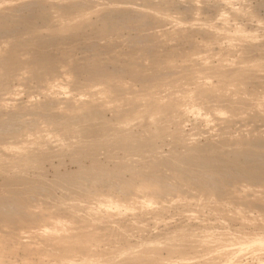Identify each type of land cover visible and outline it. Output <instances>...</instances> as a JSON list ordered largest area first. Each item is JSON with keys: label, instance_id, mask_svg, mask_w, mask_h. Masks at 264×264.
Instances as JSON below:
<instances>
[{"label": "rangeland", "instance_id": "374dc122", "mask_svg": "<svg viewBox=\"0 0 264 264\" xmlns=\"http://www.w3.org/2000/svg\"><path fill=\"white\" fill-rule=\"evenodd\" d=\"M2 1L0 127L13 123L0 130V211L9 208L0 213V264H264V249L229 245L264 239V0ZM75 1L83 6L74 16ZM16 36L32 42L15 44ZM13 48L15 61L2 63ZM43 53L54 61L36 67L32 58ZM56 115L67 131L49 123ZM95 122L98 136H88ZM207 158L208 172L199 165ZM78 177L86 182L74 189ZM54 223L57 236L48 232Z\"/></svg>", "mask_w": 264, "mask_h": 264}, {"label": "bare ground", "instance_id": "6f19581e", "mask_svg": "<svg viewBox=\"0 0 264 264\" xmlns=\"http://www.w3.org/2000/svg\"><path fill=\"white\" fill-rule=\"evenodd\" d=\"M1 1H2V0H1ZM12 1H13V0H12ZM17 1H18V0H17ZM20 1H21V0H20ZM23 1H25V0H23ZM29 1H30V0H29ZM29 1H27V2H29ZM79 1H80V0H79ZM88 1H89V0H88ZM128 1H129V0H128ZM147 1H148V0H147ZM147 1H146V4H147ZM2 2H3V1H2ZM2 2H1V3H2ZM4 2H5V0H4ZM10 2H11V0H10ZM27 2H26V4H27ZM67 2H68V1H67ZM70 2H72V1H70ZM75 2H76V1H75ZM81 2H82V1H81ZM119 2H120V1H119ZM153 2H154V1H153ZM5 3H6V2H5ZM92 3H93V2H92ZM94 3H95V2H94ZM126 3H127V2H126ZM151 3H152V0H151ZM154 3H155V2H154ZM6 4H7V3H6ZM10 4H11V3H10ZM10 4H9V5H10ZM21 4H24V3L22 2ZM30 4H31V1H30ZM49 4H50V3H49ZM58 4H59V3H58ZM70 4H71V3H70ZM70 4H69V6H70L71 8H73V9H71V8L68 9V8H67L69 11L72 10V11L69 13L70 15H72V14L74 15V13L79 12V11L81 10V9H80V10L77 9V8L81 5L80 3H77V2H76V3H72V6H71ZM88 4H89V3H88ZM119 4H120V3H119ZM123 4H124V3H123ZM143 4H144V3H143ZM149 4H150V3H149ZM13 5H14V4H13ZM59 5H60V4H59ZM62 5H63V4H62ZM64 5H65V4H64ZM64 5H63V6H64ZM150 5H151V4H150ZM152 5H153L152 8L154 9V4H152ZM155 5H156V4H155ZM159 5H160V4H159ZM23 6H25V5H23ZM81 6H83V5H81ZM8 7H9V6H8ZM11 7H12V6H11ZM56 7H57V6H56ZM59 7H60V6H59ZM85 7H86V6H85ZM88 7H89V6H88ZM144 7H146V6L144 5ZM150 7H151V6H150ZM52 8H54V7H52ZM63 8H64V7H62V9H63ZM65 8H66V7H65ZM86 8H87V7H86ZM86 8H84V9H86ZM97 8H98V7H97ZM97 8H96V10H97ZM99 8H100V6H99ZM118 8H119V7H118ZM155 8H156V6H155ZM158 8H159V7H158ZM54 9H55V8H54ZM67 9H65L64 12H66ZM70 9H71V10H70ZM82 9H83V8H82ZM89 9H90V7H89ZM120 9H121V8H119L118 10H120ZM153 9H152V11H155V10H153ZM78 10H79V11H78ZM93 10H94V9H93ZM102 10H103V9H102ZM134 10H135V9H134ZM149 10H150V9H149ZM156 10H157V9H156ZM161 10H162V9H161ZM69 11H67V12H69ZM121 11H122V10H121ZM139 11H140V10H139ZM28 12H29V11H28ZM44 12H45V11H44ZM46 12H47V11H46ZM49 12H50V11H49ZM51 12H52V11H51ZM62 12H63V11H62ZM67 12H66V13H67ZM141 12H142V11H141ZM163 12H164V11H163ZM5 13H6V12H5ZM11 13H12V12H11ZM11 13H10V14H11ZM59 13H60V12H59ZM85 13H86V12H85ZM121 13H122V12H121ZM121 13H120V14H121ZM138 13H139V12H138ZM160 13H161V12H160ZM3 14H4V13H3ZM6 14H7V13H6ZM6 14H4V15L7 17ZM16 14H17V13H16ZM60 14H61V13H60ZM69 14H68V15H69ZM77 14L80 15V13H77ZM77 14H75V15H77ZM103 14H104V13H102V15H103ZM129 14H130V13H129ZM1 15H2V14H1ZM1 15H0V16H1ZM61 15H62V14H61ZM63 15H64V13H63ZM65 15H66V14H65ZM75 15H74V16H75ZM132 15H133V14H132ZM148 15H150V14H148ZM148 15H147V16H148ZM152 15H153V14H152ZM166 15H167V14H166ZM8 16H11V15H8ZM28 16L31 17V15H28ZM28 16H25L26 18H22V19H25V20H23V21H22L21 18H20V19L18 18L19 20L22 21V24H23V22H24V24H23L24 26H25V23H26V26L29 25V26L27 27V29H29L30 26H31V27H34L33 25L29 24V23H30V19H31L32 17L29 19V18H27ZM45 16L48 17L46 14H45ZM55 16H57V15H55ZM74 16H73V17H74ZM100 16H101V15H100ZM103 16H104V15H103ZM116 16H117V15H116ZM118 16H119V15H118ZM118 16H117V19H118ZM122 16H123V15H122ZM122 16H119V17H122ZM145 16H146V14H145ZM155 16H156V15H155ZM163 16H164V15H163ZM6 17H5V18H6ZM23 17H24V16H23ZM52 17H53V15H52ZM59 17H60V16H59ZM62 17H63V16H62ZM66 17H67V16H66ZM68 17H69V16H68ZM70 17H71V16H70ZM82 17H83V16H82ZM148 17H149V16H148ZM151 17H152V16H151ZM1 18H2V16H1ZM3 18H4V17H3ZM43 18H44V15H43ZM84 18H85V17H84ZM84 18H82V19H84ZM98 18H99V16H98ZM107 18H108V17H107ZM123 18H124V17H123ZM129 18H130V17H129ZM13 19H14V18H13ZM58 19H59V18H58ZM67 19H68V18H67ZM72 19H73V18H72ZM82 19H81V21H82ZM86 19H87V18H86ZM110 19H112V17H111ZM114 19H115V18H114ZM119 19H120V18H119ZM119 19H118V20H119ZM126 19H127V18H126ZM143 19H144V17H143ZM146 19H147V18H146ZM15 20H16V19H15ZM54 20H56V19H54ZM106 20H107V19H106ZM108 20H109V19H108ZM123 20H124V19H123ZM135 20H137V19H135ZM152 20H153V18H152ZM152 20H151V21H152ZM28 21H29V23H27ZM61 21H63V20H61ZM116 21H117V20H116ZM155 21H157V19H156ZM155 21H154V22H155ZM4 22H5V21H4ZM45 22H46V21H45ZM63 22H64V21H63ZM109 22H110V21H109ZM113 22H114V21H113ZM152 22H153V21H152ZM82 23H83V22H82ZM84 23L86 24V22H84ZM123 23H124V22H123ZM128 23H129V22H128ZM130 23H131V22H130ZM142 23H143V22H142ZM158 23H159V22H158ZM5 24H6V23H5ZM20 24H21V22H20ZM27 24H28V25H27ZM32 24H33V23H32ZM51 24H52V23H51ZM55 24H56V23H55ZM107 24H108V23H107ZM149 24H150V23H149ZM154 24H155V23H154ZM3 25H4V24H3ZM13 25H14V24H13ZM16 25H17V24H16ZM62 25H63V24H62ZM116 25H117V24H116ZM132 25H133V24H132ZM6 26H8V25H6ZM51 26H52V25H51ZM65 26H66V25H65ZM80 26H81V25H80ZM127 26H128V25H127ZM148 26H149V25H148ZM0 27H1V26H0ZM31 27H30V28H31ZM39 27H40V26H39ZM53 27H54V26H53ZM62 27H63V26H62ZM68 27H69V26H68ZM72 27H73V29H74V24L72 25ZM83 27H84V26H83ZM106 27H107V26H106ZM111 27H112V25H111ZM6 28H7V27H6ZM25 28H26V27H25ZM48 28H49V27H48ZM60 28H61V27H60ZM63 28H64V27H63ZM66 28H67V27H66ZM116 28H117V26H116ZM2 29L4 30V28H2ZM9 29H10V28H9ZM13 29H14V28H13ZM34 29H36V28H34ZM38 29H39V28H38ZM58 29H59V28H58ZM70 29H71V28H70ZM76 29H77V27H76ZM108 29H109V27H108ZM113 29H114V28H113ZM117 29H118V28H117ZM7 30H8V29H7ZM14 30H15V29H14ZM31 30H33V29H30V30H28V31H31ZM54 30H55V29H54ZM56 30H57V29H56ZM68 30H69V29H68ZM74 30H75V29H74ZM77 30L79 31V29H77ZM77 30H76V32H78ZM82 30H83V29H82ZM219 30H220V29H219ZM9 31H10V30H9ZM33 31H34V30H33ZM59 31H60V30H59ZM99 31H100V30H99ZM99 31H98V32H99ZM113 31H114V30H113ZM210 31H211V30H210ZM69 32H70V31H69ZM98 32H97V33H98ZM108 32H109V31H108ZM223 32H224V31H223ZM246 32H247V31H246ZM6 33H7V32H6ZM13 33H14V32H13ZM13 33H12V34H13ZM24 33H25V32H24ZM34 33H35V32H34ZM36 33H37V32H36ZM73 33H75V32H73ZM207 33H208V32H207ZM237 33H239V32H237ZM7 34H8V33H7ZM55 34H57V32H55ZM59 34H60V33H59ZM66 34H68V33H66ZM69 34H70V33H69ZM222 34H223V33H222ZM249 34H250V33H249ZM16 35H19V34H16ZM38 35H39V34H38ZM57 35H58V34H57ZM218 35H220V34H218ZM13 36H15V35H13ZM24 36H25V35H24ZM61 36H62V35H61ZM79 36H80V35H79ZM81 36H82V35H81ZM223 36H224V35H223ZM244 36H245V35H244ZM252 36H253V35H252ZM3 37H4V36H3ZM5 37H6V36H5ZM9 37H10V36H9ZM18 37H19V36H16V37H15L16 39L14 38L15 41H16L15 44H16V43H19V44L21 43V44H22L24 41L26 42V40L32 42V39H30V40H28L27 38L24 39L23 36H22L23 39H19V38H21V37H19V38H18ZM35 37H36V36H35ZM247 37H249V36H247ZM247 37H245V38H247ZM29 38H30V37H29ZM36 38H37V37H36ZM74 38H75V37H74ZM147 38H149V37H147ZM150 38H151V37H150ZM33 39H34V38H33ZM20 40H21V41H20ZM22 40H24V41H22ZM44 40H45V39H44ZM44 40H41V41L43 42ZM88 40H89V39H88ZM154 40H156V39H154ZM2 41H3V40H2ZM11 41H12V40H11ZM45 41H46V40H45ZM246 41H247V40H246ZM13 42H14V41H13ZM42 42H41V44H43ZM50 42H51V41H49V43H50ZM71 42H72V40H71ZM144 42H145V41H144ZM10 43H11V42H10ZM39 43H40V41H39ZM55 43H56V42H55ZM64 43H65V42H64ZM69 43H70V42H69ZM142 43H143V42H142ZM7 44H8V43H7ZM21 44H20V45H21ZM144 44H145V43H144ZM39 45H40V44H39ZM133 45H134V44H133ZM152 45H153V44H152ZM0 46H1V45H0ZM7 46H8V45H7ZM13 46H14V45H13ZM18 46H19V45H18ZM22 46H23V45H22ZM44 46H45V45H44ZM149 46H150V45H149ZM149 46H148V47H149ZM157 46H158V45H157ZM157 46H156V48H158ZM16 47H17V46H16ZM5 48H6V46H5ZM9 48H10V47H9ZM63 48H64V47H63ZM134 48H135V47H134ZM153 48H154V47H153ZM205 48H206V47H205ZM68 49H69V48H68ZM150 49H151V48H150ZM154 49H155V48H154ZM154 49H153V51H154ZM9 50H10V49H9ZM15 50H16V49H15ZM44 50H45V49H44ZM62 50H63V49H62ZM130 50H132V49H130ZM140 50H142V49H140ZM144 50H145V49H144ZM5 51H6V50H5ZM39 51H40V50H39ZM41 51H42V50H41ZM63 51H64V50H63ZM66 51H67V49H66ZM70 51H71V50H70ZM91 51H92V50H91ZM147 51H149V50H147ZM155 51L157 52V50H155ZM158 51H159V50H158ZM7 52H8V50H7ZM9 52H10V54H8ZM9 52L7 53V55H9V56L6 57L4 61H3V60L1 61L2 63L5 62L6 65H7L8 63H10L11 61L14 60L15 53H17V51L14 52V48H13V50H10ZM36 52H37V51H36ZM59 52H60V51H59ZM132 52H133V51H132ZM142 52H143V51H142ZM151 52H152V50H151ZM227 52H228V51H227ZM38 53H39V52H38ZM68 53H69V52H68ZM159 53H161V51H160ZM249 53H250V52H249ZM48 54H49V53H48ZM59 54H60V53H59ZM129 54H130V53H129ZM132 54H133V53H132ZM157 54H158V53H157ZM157 54H156V55H157ZM161 54H162V53H161ZM161 54H160V55H161ZM169 54H170V53H169ZM7 55H5V56H7ZM43 55H44V53H43ZM45 55H47V54H45ZM45 55L42 56V54H41V55L38 54V56H36V57L34 56V58H32V64H33V65L35 64L36 67H39L40 65H41V67H42L44 64H46V65L49 66V65L51 64L50 61H52L53 58H52V60H51V57H49L48 55H47V56H45ZM51 55H52V54H51ZM130 55H131V54H130ZM153 55H155L154 52H153ZM153 55L150 54V56H153ZM156 55H155V57H156ZM165 55L168 56L167 53H166ZM247 55H248V54H247ZM94 56H95V54H94ZM143 56H144V55H143ZM31 57H32V56H31ZM55 57H56V56H55ZM55 57H54V58H55ZM133 57H134V56H133ZM163 57H164V56H163ZM15 58H16V57H15ZM67 58H68V57H67ZM73 58H74V57H73ZM142 58H143V57H142ZM146 58H147V57H146ZM160 58H161V57H160ZM226 58H227V57H226ZM3 59H4V58H3ZM58 59H59V58H58ZM69 59H70V58H69ZM83 59H84V58H83ZM91 59H92V58H91ZM91 59H90V60H91ZM102 59H103V58H102ZM114 59H115V57H114ZM116 59H117V58H116ZM139 59H140V58H139ZM139 59H138V60H139ZM157 59H158V58H157ZM62 60H63V59H62ZM71 60H72V59H71ZM75 60H76V59H75ZM150 60H151V59H150ZM160 60H164V58H163V59H160ZM166 60H167V59H166ZM166 60H165V61H166ZM170 60L172 61V59H170ZM14 61H15V60H14ZM53 61H54V60H53ZM76 61H77V60H76ZM87 61H88V60H87ZM95 61H96V58H95ZM100 61H102V60L100 59ZM113 61H114V60H113ZM154 61H155V60H154ZM157 61H158V60H157ZM157 61H155V62H157ZM168 61H169V60H168ZM46 62H47V63H46ZM49 62H50V63H49ZM72 62H73V64H72L73 66H72V65H71V66H72V69H74V68H75V67H74V64H75L76 62H75V61H72ZM74 62H75V63H74ZM152 62H153V60H152ZM2 63H1V65H2ZM13 63H14V62H13ZM29 63H30V62H29ZM55 63H56V62H55ZM58 63H59V62H58ZM92 63H95V62H92ZM159 63H161V61H160ZM64 64H65V63H64ZM79 64H80V63H79ZM85 64H86V63H85ZM90 64H91V63H90ZM99 64H100V63H99ZM104 64H105V63H104ZM104 64H103V65H104ZM126 64H127V63H126ZM153 64H154V63H153ZM4 65H5V64H3V67H4V69H5V66H4ZM11 65H12V64H11ZM11 65H9V66H11ZM93 65H94V64H93ZM13 66H14V65H13ZM13 66H12V67H13ZM54 66H55V65H54ZM59 66H61V65H59ZM59 66H58V67L56 66V68L59 69ZM75 66H76V65H75ZM82 66H83V65H82ZM87 66H88V65H87ZM107 66H108V65H107ZM129 66H130V65H129ZM36 67H35V68H36ZM73 67H74V68H73ZM78 67H79V65H78ZM78 67H76L75 69H77ZM102 67H103V66H102ZM120 67H122V66H120ZM56 68H54V69H56ZM82 68H83V67H82ZM92 68H93V67H92ZM99 68H101V67H99ZM104 68H105V67H104ZM36 69H37V68H36ZM70 69H71V68H70ZM75 69H74V70H75ZM90 69H91V67H90ZM102 69H103V68H102ZM115 69H116V68H115ZM125 69H127V65H126V68H125ZM125 69H124V67H123V70H125ZM1 70H2V68H1ZM6 70H7V69H6ZM11 70H12V69H11ZM34 70H35V69H34ZM100 70H101V69H100ZM103 70H104V69H103ZM123 70H122V71H123ZM132 70H133V69H132ZM231 70H233V69H231ZM54 71H55V70H54ZM59 71H60V70H59ZM96 71H97V70H96ZM98 71H99V70H98ZM119 71H121V70H119ZM133 71H134V70H133ZM203 71H204V70H203ZM220 71H222V70H220ZM223 71H224V70H223ZM0 72H1V71H0ZM4 72H5V71H4ZM7 72H8V71H7ZM41 72H42V71H41ZM55 72H56V71H55ZM71 72H72V71H71ZM104 72H105V71H104ZM124 72H125V71H124ZM207 72H208V71H207ZM50 73H52V72H50ZM91 73H92V72H91ZM150 73H151V72H150ZM208 73H209V72H208ZM224 73H225V71H224ZM11 74H12V73H11ZM35 74H36V73H35ZM54 74H56V73H54ZM105 74H107V73H103V75H105ZM199 74H200V73H199ZM8 75H9V74H8ZM99 75L101 76L102 74H99ZM145 75H146V74H145ZM205 75H206V74H205ZM6 76H7V75H6ZM35 76H36V75H35ZM53 76H54V75H53ZM92 76H93V74H92ZM97 76H98V75H97ZM97 76H96V77H97ZM203 76H204V75H203ZM206 76H207V75H206ZM221 76H222V75H221ZM3 77H4V76H3ZM51 77H52V76H51ZM111 77H112V75H111ZM207 77H208V76H207ZM207 77H206V78H207ZM209 77H210V76H209ZM218 77H219V76H218ZM223 77H224V76H223ZM53 78H54V77H53ZM93 78H94V76H93ZM147 78H148V82H150V81H149V80H150L149 77H147ZM147 78H146V80H147ZM7 79H8V78H7ZM48 79H49V78H48ZM219 79H220V78H219ZM221 79H222V78H221ZM225 79H226V78H225ZM12 80H13V79H12ZM228 80H229V79H228ZM107 81H108V80H107ZM111 81H112V80H111ZM220 82H221V81H220ZM224 82H225V81H224ZM224 82H223V83H224ZM227 82H228V81H227ZM2 83H3V82H2ZM146 83H147V82H146ZM146 83H145V84H146ZM211 83H212V82H211ZM101 84H102V83H101ZM152 84H153V83H152ZM221 84H222V83H221ZM225 84H226V83H225ZM225 84H224V85H225ZM235 84H237V83H235ZM147 85H148V84H147ZM188 85H189V84H188ZM190 85H191V84H190ZM106 86H107V85H106ZM110 86H111V84H110ZM193 86H194V85H193ZM107 87H108V86H107ZM142 87H143V86H142ZM196 87H197V86H196ZM4 88H5V87H4ZM103 88H105V86H104ZM197 88H199V87H197ZM0 89H1V88H0ZM199 89H201V87H200ZM202 89H203V88H202ZM202 89H201V91H202ZM3 90H4V89H3ZM143 91H144V90H143ZM179 91H180V90H179ZM188 91H189V90H188ZM204 91H205V90H204ZM204 91H202V92H204ZM95 92H96V91H95ZM100 92H101V91H100ZM102 92H103V91H102ZM177 92H178V91H177ZM195 92L197 93V91H195ZM202 92H201V94H202ZM179 93H180V92H179ZM189 93H190V92H189ZM196 93H195V94H196ZM207 94H208V92H207ZM135 95H136V94H135ZM181 95H182V94H181ZM181 95H180V96H181ZM188 95H189V94H188ZM203 95H204V94H203ZM139 96H140V95H139ZM151 97H152V96H151ZM184 97H185V96H184ZM191 97H192V96H191ZM179 98H180V97H179ZM220 98H221V96H220ZM154 99H155V98H154ZM223 99H224V98H223ZM150 100H151V98H150ZM159 100H160V99H159ZM191 101H192V100H191ZM2 103H3V102H2ZM152 103H154V102H152ZM48 104H49V103H48ZM48 104H47V105H48ZM191 104H192V103H191ZM195 104H196V103H195ZM57 105H58V104H57ZM81 105H82V103H81ZM94 105H95V104H94ZM146 105H147V104H146ZM180 105H181V104H180ZM192 105H193V104H192ZM44 106H45V105H44ZM215 106H216V105H215ZM17 107H18V106H17ZM154 107H155V106H154ZM193 107H194V106H193ZM43 108H44V107H43ZM43 108H42V109H43ZM45 108H46V106H45ZM45 108H44V109H45ZM90 108H91V107H90ZM99 108H100V107H99ZM152 108H153V107H152ZM216 108L219 109V107H216ZM44 109H43V110H44ZM50 109H51V108H50ZM69 109H70V108H69ZM211 109H212V108H211ZM24 110H25V109H24ZM24 110H23V111H24ZM86 110H87V109H85V111H86ZM88 110H90V109H88ZM96 110H98V109L96 108ZM220 110H221V109H220ZM16 111H17V110H16ZM40 111H41V109H40L39 111L36 110L35 113H36V112H37V113L39 112V114H40L41 112L43 113V111H41V112H40ZM128 111H129V110H128ZM130 111H131V110H130ZM147 111H148V110H147ZM9 112H10V111H9ZM49 112H50V111H49ZM83 112H84V111H83ZM88 112H89V111H88ZM91 112H93V110H90V113H91ZM7 113H8V112H7ZM12 113H13V114L9 113V115H7V116H10V114H11V116H12L11 118H12V119L14 118L13 116H15V114H17L16 117L18 116V113H17V112H15V113L12 112ZM20 113H22V112H20ZM20 113H19V115H20ZM33 113H34V112H33ZM42 113H41V114H42ZM44 113H45V112H44ZM46 113H48V110L46 111ZM46 113H45V114H46ZM51 113H52V112H51ZM51 113H49V114H51ZM55 113H56V112H55ZM85 113H86V112H85ZM85 113H82V115L84 114L83 117L86 115ZM90 113H88V114H90ZM94 113H95V111H94ZM94 113H92V114H94ZM45 114H44V115H45ZM49 114H48V115H49ZM92 114H91V115H92ZM128 114H130V113H128ZM52 115H54V113L51 114L50 117H54V116H52ZM74 115H75V114H73V116H74ZM77 115H78V114H77ZM91 115H90V117L94 116V115H92V116H91ZM151 115H152V114H151ZM1 116H2V115H1ZM39 116H40V115H39ZM46 116H47V115H46ZM57 116H58V115L55 116V119H57V120H55V119H53V118H52V120H51V119L49 118L50 121H52V122H49V123H53V121H55L54 123H56V124H55V127H54V128H55L56 130H55L54 128H53V129H54L56 132H57V130H58L57 122L60 121V122H59L60 124L63 122V127H62V124H61V126H59V128H60L61 130H63L62 128H64V124H65V122H64L65 120H64V121H63V120H60V119L56 118ZM75 116H76V115H75ZM80 116H81V115H80ZM80 116H79V117H80ZM88 116H89V115H87L86 117L88 118ZM31 117H32V116H31ZM76 117H77V116H76ZM90 117H89V118H90ZM131 117H132V115H131ZM5 118H6V117H5ZM8 118H9V117H8ZM17 118H18V117H17ZM60 118H61V117H60ZM77 118H78V117H77ZM89 118H88V119H89ZM133 118H135V117L133 116ZM154 118H155V117H154ZM1 119H3V116H2ZM1 119H0V120H1ZM14 119H15V118H14ZM14 119H13L12 121H14ZM22 119H23V118H22ZM22 119H21V121H22ZM29 119H30V118H29ZM31 119H33V117H32ZM31 119L28 120V123L31 121ZM36 119H37V118H36ZM64 119H65V118H64ZM73 119H74V118H73ZM123 119H124V118H123ZM3 120H4V119H3ZM5 120H6V119H5ZM5 120H4V121H5ZM15 120H16V119H15ZM18 120H19V119H17L16 121H18ZM45 120H46V119H45ZM58 120H59V121H58ZM67 120H70V118H68ZM71 120H72V119H71ZM84 120L86 121V119H84ZM91 120H92V119H91ZM96 120H97V119H96ZM100 120H101V119H100ZM102 120H103V119H102ZM121 120H122V119H121ZM9 121H11V120L9 119ZM19 121H20V120H19ZM21 121L18 122V123H19V125L22 126L23 124H20V123H22L23 121H22V122H21ZM61 121H62V122H61ZM74 121H75V120H74ZM87 121H88V120H87ZM126 121H127V120H126ZM146 121H147V120H146ZM14 122H15V121H14ZM34 122H36V121L34 120ZM38 122H40V121H38ZM44 122H45V121H44ZM89 122H91V121L89 120ZM89 122H87V123L89 124ZM99 122H100V121H99ZM101 122H102V121H101ZM0 123H2V121H0ZM9 123H10V122H9ZM12 123H13V122H12ZM12 123H11V124H12ZM30 123H31V122H30ZM30 123H29V125H26V126H30V125L32 124V123H31V124H30ZM54 123H53V125H54ZM59 123H58V124H59ZM121 123H122V122H121ZM5 124H6V123L4 122V126H5V128H3L4 126H3V127H2V126L0 127L1 132L3 133L5 130H7V132L10 133V131H8V130H12L11 124L8 126V128L10 127V129H6L7 127H6ZM16 124H17V123H15V125H16ZM26 124H27V123H26ZM36 124H37V123H36ZM84 124H86V122H85ZM96 124H97V123L95 122V125H96ZM100 124H101V123H100ZM108 124H109V123H108ZM108 124H107V125H108ZM1 125H2V124H1ZM17 125H18V124H17ZM32 125H34V123H33ZM32 125H31V126H32ZM53 125H50V126H53ZM65 125L68 126V121H67V123H66ZM86 125H87V124H86ZM95 125L92 126L91 128L89 127L90 125L88 126V127H89V128H88V130H89V131H88V136H89L90 133L93 134L95 131H97V130L99 131V130H100V129L97 128V125H96V126H95ZM21 126H20V127H21ZM39 126H40V125H39ZM41 126H42V125H41ZM47 126H48V125H47ZM72 126H73V125H72ZM82 126H83V125H82ZM82 126H81V127H82ZM102 126H103V125H102ZM14 127H15V126H14ZM20 127L16 126V127L14 128V131L16 130V128H18L17 130H19V131H18V133H19L20 130H22V129H20ZM56 127H57V128H56ZM61 127H62V128H61ZM25 128H26V127H25ZM27 128L29 129V127H27ZM31 128H32V127H31ZM31 128H30V129H31ZM35 128H36V127H35ZM35 128H34V129H35ZM51 128H52V127H51ZM74 128H75V127H74ZM86 128H87V127H86ZM86 128H83V129H85V130H83V129L80 130V129H79V132H80V131H82V132H83V131H86ZM101 128H102V127H101ZM3 129H5V130H3ZM30 129H29V130H30ZM49 129H50V128H49ZM60 129H59V131H61ZM64 129L66 130L67 127H65ZM103 129H104V128H103ZM105 129H106V128H105ZM107 129H109V128H107ZM2 130H3V131H2ZM17 130H16V131H17ZM25 130H26V129H25ZM16 131H15V133H17ZM22 131H23V130H22ZM32 131H33V130H32ZM37 131H39V130H37ZM49 131H50V130H49ZM66 131H67V130H66ZM33 132H34V131H33ZM39 132H40V131H39ZM62 132H64V131H61V133H62ZM71 132H72V131H71ZM74 132H75V131H74ZM74 132H73V133H74ZM82 132H80V133H82ZM2 133H0V134H2ZM4 133H5V132H4ZM12 133H13V137H12V138H14V132H12ZM29 133H30V132H29ZM61 133L59 132V134H61ZM65 133H66V132H65ZM83 133H84V132H83ZM95 133H96V132H95ZM101 133H102V132H101ZM31 134H32V133H31ZM51 134H52V133H51ZM54 134H56V133L54 132ZM84 134H85V133H84ZM98 134H99V133H98ZM16 135H18V134H16ZM28 135H30V134H28ZM57 135H58V133H57ZM93 135H94V134H93ZM96 135H97V133H96ZM0 136L3 137V135H0ZM4 136H5V135H4ZM9 136H10V135H9ZM11 136H12V135H11ZM33 136H34V135H33ZM68 136H69V135H68ZM91 136H92V135H91ZM97 136H98V135H97ZM1 137H0V138H1ZM16 137H17V136H16ZM20 137H21V136H20ZM65 137H66V136H65ZM14 139H15V138H14ZM2 140H3V139H2ZM261 140H262V139H261ZM0 142H2V141H0ZM10 142H11V141H9V143H10ZM14 142H15V141H14ZM14 142H13V143H14ZM26 142H27V141H26ZM2 143H3V142H2ZM15 143L17 144L18 141L15 142ZM0 144H1V143H0ZM7 146H8V145H7ZM19 146H20V145H19ZM19 146L17 147V149L19 148ZM11 147H12V144H11ZM20 147H21V146H20ZM1 148H2V147H1ZM13 149H14V148H13ZM15 149H16V148H15ZM87 149H88V148H87ZM17 153H18V152H17ZM31 155H32V154H31ZM28 157H29V156H28ZM26 158H27V157H26ZM34 158H35V157H34ZM214 158H215V156H214ZM16 160H17V159H16ZM22 160H23V159H22ZM29 160H30V159H29ZM200 161H201L200 164H199L200 167L203 168V169H204L205 167H207L206 169H207V172H208V170H210L211 167H212V166L209 167V166L212 164V161L209 160L208 158H207V159H202V160H200ZM209 161H211L210 164H209ZM225 162H226V161H225ZM228 163H229V162H228ZM174 165H175V164H174ZM206 165H208V166H206ZM228 165H229V164H228ZM175 166H177V164H176ZM223 166H225V165L223 164L222 167H223ZM208 167H209L210 169H209ZM214 167L216 168L217 166L215 165ZM222 167H221V168H222ZM227 167H228V166H227ZM229 167H230V165H229ZM229 167H228L227 172H228L229 169H230ZM99 168H100V167H99ZM215 168H214V169H215ZM82 169H83V168H82ZM82 169H81V170H82ZM177 169H178V166H177ZM181 169H183V168L180 167L179 170H181ZM206 169H205V170H206ZM214 169H213V170H214ZM224 169H225V171H226V167H225ZM224 169H223V171H224ZM81 170H80V171H81ZM83 170H84V169H83ZM85 170H86V169H85ZM94 170H95V169H94ZM96 170H97V169H96ZM96 170H95V171H96ZM103 170H104V169H103ZM103 170H102L100 173H98L97 176H98L99 174H104V171H103ZM105 170H106V169H105ZM109 170H110V169H109ZM155 170H156V169H155ZM185 170L187 171V174H186V175H188V174L190 173V174H189L190 177L192 176L191 173H195V174L198 173V174H200V172H201V173L203 172V171H200V170H188V169H185ZM201 170H202V169H201ZM99 171H100V170H99ZM153 171H154V169H153ZM183 171H184V170H183ZM198 171H199V172H198ZM214 171H215V170H214ZM221 171H222V170H221ZM221 171L219 170V172H220V173H219V178L223 175V172H222V174H221ZM225 171H224V172H225ZM242 171H243V172H242ZM242 171H239V169H238V172L240 173V174L238 173L239 176H242L243 174H246V176L249 175L248 177L251 176L250 179H255V178H252L253 176L250 174V172H245L244 170H242ZM81 172H82V171H81ZM115 172H116V171H115ZM154 172H155V171H154ZM156 172H157V171H156ZM174 172H175V171H174ZM205 172H206V171H205ZM227 172H225V174H224L225 176L228 174ZM241 172H242L243 174H242ZM107 173H111V170L108 171ZM226 173H227V174H226ZM248 173H249V174H248ZM70 174H71V173H70ZM84 174H85V173H84ZM84 174H83V175H84ZM92 174H93V172H92ZM92 174L89 173V175H90L91 178L94 177V176H91ZM117 174H118V172L115 173V175H117ZM119 174H120V173H119ZM119 174L117 175V177L119 176ZM152 174L154 175L155 173H152ZM198 174H197V175H198ZM206 174H207V173H205V177H206V178H208V177H212V176H208L209 173L207 174V176H206ZM234 174H235V173H234ZM234 174H232V176H233ZM72 175H74V174H72ZM75 175H76V174H75ZM78 175H79V174H78ZM78 175H77V176H78ZM87 175H88V174H87ZM108 175H109V174H106V176H108ZM150 175H151V174H150ZM197 175H196V176H197ZM214 175H215V174H214ZM216 175H217V174H216ZM216 175H215V179H217L218 182H219L220 180H222L223 177L225 178V176H223V177H221V179H218V175H217V176H216ZM80 176L83 177L81 174H80ZM80 176H79V177H80ZM104 176H105V175H104ZM104 176H103V177L101 176V177L104 178ZM106 176H105L104 180H107V179H108V177H107V179H106ZM109 176H110V175H109ZM120 176H121V175H120ZM147 176H149V175H147ZM158 176H159V175H158ZM196 176H195V177H196ZM201 176H202V174H200V177H201ZM236 176H238V175L236 174ZM62 177H63V176H62ZM65 177H66V175L64 176V178H65ZM68 177H69V176H68ZM68 177L65 178V179L68 180ZM70 177H72V176H70ZM79 177H78L77 180H75L77 183H75V181H73L72 178H70V179H72V180H69L70 182H68V181L65 180L66 182H63V183H67V184H68V183H71V182L73 181V184H72V186L74 185L73 188L76 187V186H77V188H79V187L81 188V186H80L79 183H81V185H82V183H85L86 181L83 180V182H80L81 179H80ZM88 177H89V176L85 177V180H88V179H87ZM101 177L99 176V178H98V179H99L98 182L100 181V178H101ZM115 177H116V176H115ZM117 177H116V178H117ZM149 177H151V176H149ZM153 177H154V176H153ZM200 177H199V178L197 177V179H200ZM242 177L245 178V176H242ZM248 177H246V178H248ZM59 178H60V177H59ZM91 178H89V179H91ZM102 178H101V179H102ZM120 178H121V177H120ZM163 178H164V177H163ZM234 178H235V176H233L232 179H234ZM239 178H241V177H239ZM14 179H15V178H14ZM16 179H17V178H16ZM74 179H75V176H74ZM82 179H83V178H82ZM118 179H119V178H117L116 181H119ZM133 179H134V178H133ZM133 179H132V180H133ZM150 179H151V178H150ZM153 179H155V178H153ZM153 179H152V181H153ZM194 179H196V178H194ZM212 179H213V177H212ZM250 179H248V180H250ZM62 180H63V178H62ZM78 180H79V181H78ZM91 180H92V179H91ZM104 180H102V181H104ZM155 180H156V179H155ZM205 180H206V182L208 183V180H209V179H205ZM205 180H203V183H202L203 186H202V187L204 188V184H205L206 187L209 189L210 187H209L208 184L205 182ZM234 180H237V179H234ZM81 181H82V180H81ZM89 181H90V180H89ZM89 181H87V182L89 183ZM96 181H97V180H96ZM96 181H95V182H96ZM109 181H110V180H108V182H109ZM143 181H144V180H143ZM163 181H164V180H163ZM163 181H161V182H163ZM211 181L214 182L215 180H214V181L211 180ZM223 181H224V180H222L221 182L223 183ZM11 182H13L12 179H11ZM15 182H16V180H15ZM15 182H14V183H15ZM106 182H107V181H106ZM108 182H107V183H108ZM131 182H132V181H131ZM154 182H155V181H154ZM204 182H205V183H204ZM212 182H211V183H212ZM221 182H219V184H220ZM228 182H229V180H228ZM230 182H232V181H230ZM96 183H97V182H96ZM100 183H101V182H100ZM103 183H105V182H103ZM114 183H115V182H113V184H114ZM129 183H130V182H129ZM146 183H148V181H146ZM146 183H145V184H146ZM196 183H197V182H196ZM211 183H210V185H211ZM222 183H221L220 186H222ZM97 184H98V183H97ZM133 184H134V183H133ZM159 184H160V183H159ZM197 184H198V183H197ZM217 184H218V183H217ZM227 184H229V183H227ZM116 185H117V183H115L114 186H116ZM131 185H132V184H131ZM143 185H144V184H143ZM149 185H150V187H151V184H149ZM160 185H161V184H160ZM29 186H30V185H29ZM69 186H70V185H69ZM84 186H85V185H84ZM104 186H106V184H105ZM111 186H113V185H111ZM154 186H155V185H154ZM166 186H167V185H166ZM166 186H165V187H166ZM217 186L220 187L219 185H217ZM70 187H71V186H70ZM143 187H144V186H143ZM155 187H156V186H155ZM245 187H246V186H245ZM146 188H147V187H146ZM212 188L214 189V186H213ZM74 189H75V188H74ZM124 189H125V188H124ZM158 189H159V188H158ZM213 189H211V190L214 192L215 190H213ZM218 189H219V188H218ZM76 190L79 191L80 189H76ZM132 190H133V189H132ZM145 190H148V189H145ZM211 190H210V191H211ZM105 191H106V190H105ZM107 191H109V190H107ZM133 191H134V190H133ZM149 191H150V190H149ZM216 191H217V190H216ZM216 191H215V192H216ZM218 191H219V190H218ZM218 191H217V192H218ZM146 192L148 193V191H145L144 193L147 194ZM160 192H161V191H160ZM176 192H177V191H176ZM217 192H216V193H217ZM135 193H136V192H135ZM144 193H143V194H144ZM169 193H170V191H169ZM76 194H77V193H76ZM105 195H106V194H105ZM147 195H148V194H147ZM150 195L152 196V194H150ZM157 195H158V194H157ZM164 195H165V194H164ZM17 196H18V195H17ZM117 196H118V195H117ZM127 196H128V195H127ZM132 196H133V195H132ZM143 196H144V195H143ZM221 196H222V195H221ZM226 196H227V195H226ZM104 197H105V196H104ZM141 197H142V196H141ZM5 198H6V197H5ZM22 198H23V197H22ZM123 198H124V197H123ZM127 198H128V197H127ZM139 198H140V196H139ZM148 198L150 199L151 197L148 195V197H146V199L148 200ZM153 198H154V197H152V200H153ZM1 199H2V198H0V200H1ZM104 199H105V198H104ZM111 199H112V198H111ZM114 199H115V197H114ZM114 199H112V200H114ZM125 199H126V198H125ZM159 199H160V197H159ZM221 199H222V198H221ZM2 200H5V199H2ZM8 200H9V199H8ZM108 200H110V199H108ZM118 200H119V199H118ZM118 200H117V201H118ZM127 200H128V199H127ZM139 200H140V199H139ZM143 200H145V199H143ZM152 200H150V201H152ZM228 200H229V199H228ZM24 201H25V200H24ZM104 201H105V200H104ZM114 201H115V200H114ZM145 201H146V200H145ZM153 201H155V199H154ZM5 202H7V201H5ZM10 202H11V201H10ZM102 202H103V201H102ZM128 202H129V201H128ZM132 202H133V201H132ZM139 202H141V200L138 201V204H139ZM142 202H143V201H142ZM142 202L140 203V205L142 204ZM156 202H157V201H156ZM221 202H222V201H221ZM15 203H16V202H15ZM23 203H24V202H23ZM149 203H150V202H148V204L145 203V205L147 206V205H149ZM24 204H25V203H24ZM105 204L107 205V203H105ZM109 204H110V203H109ZM112 204H113V203H112ZM133 204H134V203H133ZM133 204H132V205H133ZM143 204H144V203H143ZM235 204H236V203H235ZM235 204H233V205H235ZM3 205H4V202H3ZM7 205H8V204H7ZM10 205H13V204H9V206H10ZM14 205H15V206H14ZM14 205H13L14 207H11V206H10V209H11V210H13V209H15V207H17V206H16L17 204H14ZM18 205H19V204H18ZM110 205H111V204H110ZM115 205H116V203H115ZM145 205H144V206H145ZM239 205H240V204H239ZM4 206H5V208H7V209L9 210V208H8L6 205H4ZM4 206H3V207H4ZM20 206H21V205H20ZM23 206H24V205H23ZM146 206H145V208H147ZM149 206H150V205H149ZM3 207H1L2 209H1L0 213L3 211ZM126 207H127V206H126ZM126 207H125V208H126ZM128 207H129V206H128ZM133 207H134V206H133ZM138 207H139V206H138ZM141 207H142V206H141ZM150 207H152V206H150ZM12 208H13V209H12ZM18 208H19V206H18ZM148 208H149V207H148ZM126 209H128V208H126ZM130 209H131V208H130ZM236 209H237V208H236ZM20 210H22V206H21V209H20ZM125 211H127V210H125ZM4 212L6 213V212H8V211L4 210ZM4 212H3V213H4ZM10 212H11V211H10ZM12 212H13V211H12ZM23 212H24V211H23ZM3 213H1V214H3ZM18 213H19V212H18ZM21 213H22V212H21ZM12 215H13V214H12ZM12 215H11V216H12ZM14 215H15V214H14ZM3 217H4V216H3ZM9 217H10V216H9ZM9 217H8V218H9ZM25 217H26V216H25ZM1 218H2V217H1ZM14 218H15V216H14ZM18 218H19V217H18ZM72 218H73V217H72ZM64 219H65V218H64ZM60 220H61V219H60ZM68 220H69V219H68ZM68 220L66 219V222H68ZM73 220H74V219H73ZM47 221H48V220H47ZM61 222H62V221H61ZM61 222H59V223H61ZM63 222H64V226H65V220H63ZM49 223H51V222H49ZM57 223H58V222H56V224H57ZM54 224H55V223H54ZM56 224H55V225H53V224H49L50 226L53 225V226L50 227V230H48V229H49V227H48L49 225H46V226L48 227V229L45 228L46 231L48 230V232H49L50 234H53V235H56V234H57V235H58V233H60L61 231H60V230L57 231L58 228H56V227H57ZM60 225H61V224H60ZM60 225H58V227H59ZM62 225H63V223H62ZM66 226H67V224H66ZM59 228H60V227H59ZM61 228H62V229H63V228L65 229V227H61ZM45 229H44V230H45ZM62 231H63V230H62ZM56 232H57V233H56ZM57 235H56V236H57ZM48 236H49V235H48ZM92 236H93V235H92ZM95 236H96V235H95ZM208 236H210V235H208ZM220 236H221V235H220ZM211 237H212V236H211ZM238 237H239V236H238ZM44 238H45V237H44ZM84 238H85V236H84ZM206 238H207V237H206ZM234 238H235V237H234ZM239 238H240V237H239ZM249 238H250V237H249ZM249 238H248V239L245 238L246 240H245V239H242V240H239V241H237V240H238V239H237L236 241L234 240L233 243H231L232 241H230V244H229V245H231V247H233V249H232L231 251H233V252L236 251V252H237V251H244V250L250 249V250H252V251L254 252V251H258V250H262V249H264V239H259V238H255V237H251V239H249ZM252 238H255V239H252ZM209 239H210V238H209ZM240 239H241V238H240ZM80 240H81V239H80ZM85 241H86V240H85ZM74 243H75V242H74ZM227 243H228V242H227ZM225 244H226V243H225ZM231 247H230V248H231ZM220 248H221V247H220ZM217 250H218V249H217ZM123 251H124V250H123ZM248 251H249V250H248ZM249 252H251V251H249ZM253 252H251V253H253ZM262 252H263V251H262ZM234 253H235V252H234ZM241 254H242V253H241ZM249 254H250V253H249ZM224 255H225V254H224ZM226 258H227V257H226ZM185 264H186V263H185Z\"/></svg>", "mask_w": 264, "mask_h": 264}]
</instances>
